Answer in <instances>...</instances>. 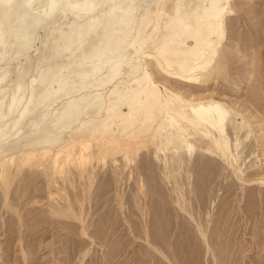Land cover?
<instances>
[{
    "label": "rangeland",
    "instance_id": "1",
    "mask_svg": "<svg viewBox=\"0 0 264 264\" xmlns=\"http://www.w3.org/2000/svg\"><path fill=\"white\" fill-rule=\"evenodd\" d=\"M172 1L31 10L0 0V264H264V0H228L216 55L190 85L158 73L150 51ZM123 10L132 33L102 58L125 54L137 68L104 81L109 65L91 74L89 55ZM92 22L95 34L69 58L63 41ZM152 87L180 118L164 110L135 139L128 134L141 124L119 135L113 122L114 135L87 138V117L97 125L103 113L80 123L68 115L73 104L103 110L110 91L128 98ZM5 164L15 174L7 190Z\"/></svg>",
    "mask_w": 264,
    "mask_h": 264
},
{
    "label": "bare ground",
    "instance_id": "2",
    "mask_svg": "<svg viewBox=\"0 0 264 264\" xmlns=\"http://www.w3.org/2000/svg\"><path fill=\"white\" fill-rule=\"evenodd\" d=\"M57 2L58 0H23V7H25V9L32 10L33 7L40 5L43 9L45 8L47 10H52ZM198 3L199 4L192 7V9H190L189 12H185V9H182L183 0H173L171 11L167 15V20L163 22V25L161 27V35L159 36L158 40L154 42L153 45L150 47V51L154 55L155 68L156 70H158V73L160 72L161 75L165 76L166 78L173 79L183 85H190L192 84V82L198 81L200 78H203L207 74V66L216 55L217 46L220 40L222 39L223 19L228 10V6H227L228 0H200ZM127 4H129V2ZM88 5L89 4L86 3L85 6L82 8V10L87 11ZM129 12H130L129 10H123L121 13L118 14L117 17L111 20L109 18L110 21L106 19L107 23L101 27L102 34L97 36L98 39L97 49H94L95 51H92L93 52V53L91 52L92 54L89 52L90 53L89 59H91L92 63H94L90 71L91 74L92 73L95 74V72H97L98 66L105 64L109 65L108 67L109 70L105 75L104 81L107 80L118 81L119 80L118 77H120L121 72L125 71L124 69H127V72L133 73L134 67H136L132 64L131 59L128 58L127 55L125 54L119 56L116 55L117 57L114 60H113L114 57H109L106 59L102 58L103 54L108 52L110 49L118 48V46L120 45L119 44L120 40H122L123 38H127V36H129L128 34L132 30V24L130 23ZM25 14H27V12ZM81 26H83V24ZM98 27H99L98 23L92 22L89 25V29L86 33H82L83 29H79L74 39H70L71 37L70 38L66 37L67 39L63 41L64 45L62 46V49L64 51H68L69 58H71L74 52L78 51L80 46L83 43H85V41L87 40V36L89 34L92 35L94 31H96L95 28ZM143 29L144 27L140 26V28L136 31L138 34H140L142 33ZM150 36L152 35L149 34L147 37ZM144 38L146 40V37ZM91 39L92 37L90 38V40ZM137 40H139V38ZM72 47H74V49H72ZM128 47L130 49L133 48L132 44ZM70 48L72 50H70ZM118 49H120V47ZM147 83H148V74L144 72L143 78L141 79V83H139V85L147 84ZM109 93L112 94L113 99L105 105L103 110L100 109L101 107L98 105L97 106L86 105L81 109L79 107L77 108V106L74 104L72 105L73 110L70 111L68 115L70 117L75 118L74 120L76 123L81 122L79 121L80 116L85 117L87 114L89 116V113L92 111V109L95 112L103 113L100 123L97 125L88 124L91 122V119L87 117L88 121L84 123V125L86 126L89 132L87 138L99 137L103 139L105 135H109V136L114 135L109 128L111 127L109 126V124L111 125L113 122L117 123V127H119L118 128L119 135L123 133L122 130L124 127L127 128L134 126L135 124H141L139 125L140 127L138 129L133 130L128 134L127 139L131 140V139H135L137 136H140L142 133H145L148 127L150 126L153 127L157 125L158 122L162 119L164 110H166L167 112L174 113L177 118H180L179 114L176 111H172L167 106H165L164 103H162L160 92L158 89H155L154 87H152L150 91L147 89H143L134 92L132 91V89H130L126 92L128 94L130 93L128 98H125L121 93H117V91L116 92L110 91ZM83 100L86 99L81 98L78 101H83ZM9 108H11V106ZM213 109L215 110L216 107L214 106ZM7 116L9 117V115ZM170 122H171L170 119L168 120V122H165L164 120L161 127L164 128L165 125L170 124ZM144 123H148V126L145 127ZM173 128H175V130H180L178 125L173 126L172 130H174ZM1 136H4V134ZM105 142L106 140L104 141V143ZM19 170H20V165L18 166L15 165V173L19 172ZM10 171L11 170L9 165L5 164L1 167V181L2 184L4 185L3 189L5 190H7L10 185V178H12L15 175L14 173L11 174Z\"/></svg>",
    "mask_w": 264,
    "mask_h": 264
}]
</instances>
